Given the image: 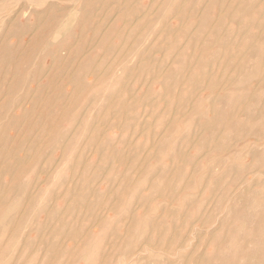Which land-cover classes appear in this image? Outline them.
<instances>
[{
	"label": "rangeland",
	"instance_id": "obj_1",
	"mask_svg": "<svg viewBox=\"0 0 264 264\" xmlns=\"http://www.w3.org/2000/svg\"><path fill=\"white\" fill-rule=\"evenodd\" d=\"M0 264H264V0H0Z\"/></svg>",
	"mask_w": 264,
	"mask_h": 264
},
{
	"label": "bare ground",
	"instance_id": "obj_2",
	"mask_svg": "<svg viewBox=\"0 0 264 264\" xmlns=\"http://www.w3.org/2000/svg\"><path fill=\"white\" fill-rule=\"evenodd\" d=\"M179 25H180V24H179ZM179 25H178V26H179ZM251 213H252V212H251Z\"/></svg>",
	"mask_w": 264,
	"mask_h": 264
}]
</instances>
